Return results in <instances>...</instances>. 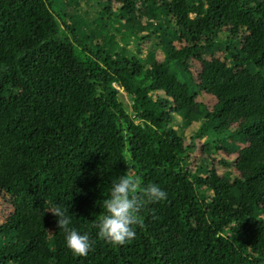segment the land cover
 <instances>
[{"label":"trees","instance_id":"1","mask_svg":"<svg viewBox=\"0 0 264 264\" xmlns=\"http://www.w3.org/2000/svg\"><path fill=\"white\" fill-rule=\"evenodd\" d=\"M79 5L132 50L76 38L52 0H0V264H264V0ZM121 175L167 198L114 246L94 225Z\"/></svg>","mask_w":264,"mask_h":264},{"label":"clouds","instance_id":"2","mask_svg":"<svg viewBox=\"0 0 264 264\" xmlns=\"http://www.w3.org/2000/svg\"><path fill=\"white\" fill-rule=\"evenodd\" d=\"M138 179L132 175H121L103 201L105 212L94 225L98 238L107 243L119 246L135 238V227L139 225V212L148 204L164 201L167 193L155 183L138 189ZM56 220V226L64 233L65 246L73 254L84 256L92 246V241L87 233H81L72 227V217L68 211L59 206L47 209Z\"/></svg>","mask_w":264,"mask_h":264},{"label":"rangeland","instance_id":"3","mask_svg":"<svg viewBox=\"0 0 264 264\" xmlns=\"http://www.w3.org/2000/svg\"><path fill=\"white\" fill-rule=\"evenodd\" d=\"M54 4V11L57 15L63 16L73 24H75V30L77 33L75 34L76 38L83 39L91 38L93 44L96 46L108 48L115 47L118 50V53L126 54L128 51L132 50L131 44H126L125 40L130 38V35H124V32H117L115 26L112 28L111 26L116 23H110L108 26L102 21H93L90 16L88 17L82 12V8L79 5V0H52ZM107 0H87L90 5V9L92 12L104 11L106 9L105 2ZM138 7L141 5L142 0H132ZM115 29V30H114ZM123 30V29H121ZM216 45H222L221 42H217ZM221 47L216 51H220ZM119 100L125 107V109L131 114L132 112V99L126 94L123 90H120ZM174 126L180 129H184L186 126L185 121L175 120ZM186 132V131H185ZM187 133H189V129H187ZM198 141V139H195ZM197 152V153H196ZM191 151L185 155V160L187 161L188 168H192L194 162L200 154V151ZM208 169L214 166L217 168L219 165L214 161V163H207Z\"/></svg>","mask_w":264,"mask_h":264}]
</instances>
